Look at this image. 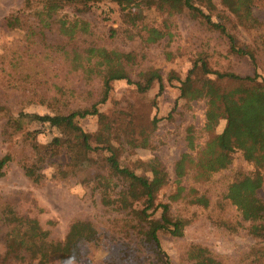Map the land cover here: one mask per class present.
<instances>
[{
    "label": "rangeland",
    "instance_id": "rangeland-1",
    "mask_svg": "<svg viewBox=\"0 0 264 264\" xmlns=\"http://www.w3.org/2000/svg\"><path fill=\"white\" fill-rule=\"evenodd\" d=\"M39 1L0 0V159L12 156L0 176V264H37L6 258L9 228L1 218L7 209L37 220L55 241L64 240L76 221L92 223L99 239L83 245L79 260L68 264H162L165 255L172 264H196L190 258L193 245L207 248L218 264H264V239L250 234L252 223L244 221L226 198L229 185L237 178L263 174L264 167L236 151L227 169L199 179L198 158L207 143L222 133L226 120L222 118L208 130V100L181 97L182 89L189 88L185 85L189 76L194 87L202 85L194 77L216 79L202 70L190 75L197 62H206L213 71L243 77L257 72L264 77V6L256 4L251 18L241 20L221 0H194L213 22L225 25L241 45L253 50L257 58L254 65L248 57L230 53L227 37L202 19L187 10L163 12L157 0L142 5L136 26L129 10L113 0L89 7L64 4L52 18L41 22L37 17ZM7 18L19 23L8 26ZM62 21L67 27L70 22L82 24L69 37L61 31ZM148 28H158L166 35L156 43H147ZM93 48L133 54L126 78L111 83L104 103L100 101L105 69L97 66V58L90 54ZM152 74L161 80L150 83ZM218 84L224 92L239 86V82L228 80ZM93 105L100 115L77 118L76 122L91 135L94 147L98 140H108L121 164L139 176L151 178L152 161L163 166L165 179L158 177L151 182L159 187L158 203L169 202L176 191V163L181 156L188 153L195 160L180 180L186 198L172 203V216L185 221L183 235L159 233L165 254L162 259L146 241V226L130 214L131 208H143L140 185L117 182L116 178L110 182L109 152H91L83 164L80 151L72 150L76 141L73 134L21 116L68 114ZM189 130L195 150L188 146ZM56 137L66 144L58 155L51 157L44 152L37 156L32 146L46 148ZM35 162L45 174L40 183L27 177L23 169L24 164ZM108 181L111 190H116L115 196L121 198L118 208L103 202L101 186ZM257 193L264 204V183ZM196 198L204 201L192 203ZM159 216L160 212L155 214V218Z\"/></svg>",
    "mask_w": 264,
    "mask_h": 264
},
{
    "label": "trees",
    "instance_id": "trees-1",
    "mask_svg": "<svg viewBox=\"0 0 264 264\" xmlns=\"http://www.w3.org/2000/svg\"><path fill=\"white\" fill-rule=\"evenodd\" d=\"M103 1L105 0H40L38 2L40 8L37 17L41 22H45L47 21L46 18H52L53 13L64 4L89 7L92 4ZM113 1L121 5L122 9L129 10L128 15L134 16L131 20L134 26H136L137 20L141 19L142 5L149 2V0ZM30 2L31 0H27V4H30ZM156 2L161 6L163 12L173 14L174 12L181 13L187 10L191 16L202 19L209 27L227 37L230 53L248 57L256 65L257 58L253 50L248 46L241 45L237 38L227 30L225 25L213 22L212 16L206 14L202 7L194 3V0H157ZM221 2L241 20L251 18L252 9L256 4L260 3L264 6V0H221ZM18 21L7 18L8 26H13L15 23H19ZM79 24H82V22H70L67 27L66 22L62 21L61 31L65 35L72 37ZM147 33L148 36L145 40L147 43H156L166 35L158 28H148ZM90 54L97 58V66L99 65L105 69L102 76L103 97L100 101L104 103L107 101L111 91V83L126 78L127 64L133 59V54L96 48L91 49ZM201 70L206 74L215 75L216 79L194 77L193 79L196 82L202 84L199 87H194L192 78L189 76L185 83V85L189 84V88L182 89L181 97L189 99L205 98L208 100L210 105L206 123L208 130L214 129L222 118L226 120V126L222 133L211 139L201 152L196 164L200 169L199 179H207L211 174L227 169L232 163L231 155L236 151H242L246 160L252 161L259 167H264V77L257 72L252 76L243 77L233 72L213 71L206 62L195 63L190 75H194L198 71L201 72ZM154 79H159L160 81L161 77L158 74H152L149 79L150 83ZM223 80L239 82V86L232 91L224 92L218 84V81ZM98 114L97 106L93 105L91 109L74 111L68 114H24L21 116L49 124L52 128H59L63 130L64 134H73L76 137V141L72 150L73 152L80 151L83 164L89 161L86 157L91 152L96 150L109 152L110 155L106 161L112 176L110 182L112 183V179L116 178L117 182H138L140 185L139 193L141 197L139 199L143 200V208H131L130 214L134 217V220L146 226V241L162 259L165 254L162 250L159 233L169 232L174 237L183 235L185 221L172 216V203L186 198V196H183L186 188L180 184V180L187 175V165L195 163V160L188 153L181 156L176 163V175L178 178L176 191L169 197V202L158 203L159 187L152 186L151 182L152 179L158 177L165 179L166 172L163 166L158 161H152L149 165L151 178L139 176L121 164L115 147L108 140H98L95 142L97 146L94 147L91 135L83 131L77 124L76 119H84L87 116ZM154 122L156 123V120ZM187 141L189 148L195 150V141L191 130L188 131ZM65 145L63 138L56 137L46 148H40L37 145H33L32 148L36 150L37 156L45 152L51 157H55L58 155L59 149ZM69 149V146L64 148L68 153L70 152ZM11 161L12 156L10 155L0 159V176L3 175L5 166ZM23 169L26 176L34 182L40 183L45 178V174L37 162L29 165L24 164ZM110 182L108 181L101 186L103 202L107 206L118 208L120 207L121 198H118L117 195L115 196L116 190H111ZM263 183L264 173L244 175L229 185L226 194V198L242 214L243 220L252 223L249 229L250 234L262 239H264V204L259 199L257 192ZM127 193H130V188L124 194L126 195ZM203 201V198L191 200L192 203H202ZM158 212H160V216L155 218V214ZM1 220L9 228L6 235V258L10 260H29L35 261L37 264H68L79 260L83 245L94 243L99 239L98 231L88 221L74 222L65 239L55 241L50 238L49 231L44 230L37 220L21 216L11 209L3 211ZM191 250L190 258L195 260L196 264H218L207 248L193 245ZM162 264L172 263L165 255V258L162 259Z\"/></svg>",
    "mask_w": 264,
    "mask_h": 264
}]
</instances>
